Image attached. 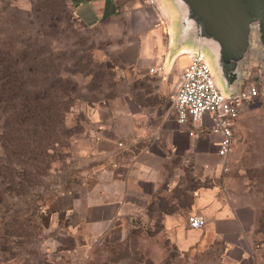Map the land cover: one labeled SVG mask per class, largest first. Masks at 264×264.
<instances>
[{
    "label": "rangeland",
    "instance_id": "obj_1",
    "mask_svg": "<svg viewBox=\"0 0 264 264\" xmlns=\"http://www.w3.org/2000/svg\"><path fill=\"white\" fill-rule=\"evenodd\" d=\"M39 2L0 0V46L33 43L36 59L47 58L44 68L70 79L77 93L67 132L37 158L7 156L0 146V264H221L218 240L180 252L169 230L186 219L195 188L216 179L231 200L255 206L253 262L264 264V87L255 31L242 78L261 94L242 105L223 159L210 131L173 119L184 54L168 58L160 75L142 61V36L159 34L166 45L167 20L147 5L118 4L85 24L71 0H55L51 11ZM180 46L176 34L169 55ZM117 195L126 198L123 213L101 224L85 219L87 204Z\"/></svg>",
    "mask_w": 264,
    "mask_h": 264
},
{
    "label": "crops",
    "instance_id": "obj_2",
    "mask_svg": "<svg viewBox=\"0 0 264 264\" xmlns=\"http://www.w3.org/2000/svg\"><path fill=\"white\" fill-rule=\"evenodd\" d=\"M71 2L74 14L85 24L94 23L101 9L108 5L117 6L121 4L123 7L147 5L155 10L154 17L156 19H160V21L167 20L168 28L166 45L162 43L159 34L145 33L142 36L140 52L143 63L155 64L149 66V68L155 67L151 73L160 75L168 71L170 63L179 54L185 56L183 67L188 62L185 52L192 47L191 44H183L176 52L169 55L170 46L174 41L178 28V14L171 0H153L152 2L150 0H71ZM165 47H167V53L164 61H162ZM168 58L172 59L170 63H167ZM181 72H179L178 79L181 78ZM173 119L176 121L174 112ZM185 124L190 125L193 123ZM206 131L209 132V130ZM212 134L215 137L211 140V144L213 151L217 154L216 148L219 135ZM102 139L104 142L110 143L109 136L104 135ZM189 145L194 147V141L191 140ZM125 200V197L117 195L113 199L89 203L84 209V217L88 222L101 224L123 213ZM191 213L204 215L206 218L205 223L199 227H191L186 223V219H175L169 227L172 240L180 252L188 251L200 245H208L218 240L220 242L219 253L222 256L221 264H254L250 232L255 221V206L248 202L237 203L231 200L226 194L223 179H216L210 184H201L195 188L188 215Z\"/></svg>",
    "mask_w": 264,
    "mask_h": 264
},
{
    "label": "trees",
    "instance_id": "obj_3",
    "mask_svg": "<svg viewBox=\"0 0 264 264\" xmlns=\"http://www.w3.org/2000/svg\"><path fill=\"white\" fill-rule=\"evenodd\" d=\"M54 2L40 0L38 8L51 11ZM72 7L71 2L78 19ZM33 46H0V146L7 156L35 159L45 145L58 143L67 132L65 117L77 93L70 79L44 68L47 58L38 56V63ZM36 73L40 80H35Z\"/></svg>",
    "mask_w": 264,
    "mask_h": 264
},
{
    "label": "water",
    "instance_id": "obj_4",
    "mask_svg": "<svg viewBox=\"0 0 264 264\" xmlns=\"http://www.w3.org/2000/svg\"><path fill=\"white\" fill-rule=\"evenodd\" d=\"M177 10V41L205 55L226 92L237 91L243 78L253 32L260 46L264 87V0H171Z\"/></svg>",
    "mask_w": 264,
    "mask_h": 264
},
{
    "label": "built area",
    "instance_id": "obj_5",
    "mask_svg": "<svg viewBox=\"0 0 264 264\" xmlns=\"http://www.w3.org/2000/svg\"><path fill=\"white\" fill-rule=\"evenodd\" d=\"M185 53L188 62L181 72L180 85L172 96V111L178 123H193L219 135L216 151L224 159L233 149V126L242 105L259 96L261 86L252 83L245 87L242 80L237 91L226 92L202 51L189 48ZM154 69L149 68L150 71ZM206 114L211 122L206 121ZM205 220L204 215L191 213L186 223L199 227Z\"/></svg>",
    "mask_w": 264,
    "mask_h": 264
}]
</instances>
